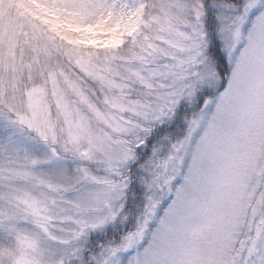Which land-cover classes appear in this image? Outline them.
<instances>
[{"label":"snow or ice","instance_id":"6c2138e0","mask_svg":"<svg viewBox=\"0 0 264 264\" xmlns=\"http://www.w3.org/2000/svg\"><path fill=\"white\" fill-rule=\"evenodd\" d=\"M0 264H264V0H0Z\"/></svg>","mask_w":264,"mask_h":264}]
</instances>
